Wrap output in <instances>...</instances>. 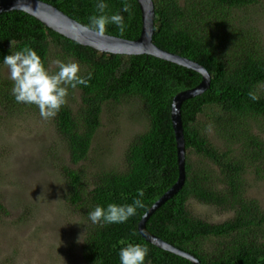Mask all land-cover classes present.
Here are the masks:
<instances>
[{
  "label": "trees",
  "instance_id": "16d2710c",
  "mask_svg": "<svg viewBox=\"0 0 264 264\" xmlns=\"http://www.w3.org/2000/svg\"><path fill=\"white\" fill-rule=\"evenodd\" d=\"M52 4L82 25L100 15L96 0H40ZM153 43L160 49L203 66L210 87L181 107L186 145L185 184L146 222L147 230L200 264H264V205L249 196V175L264 184V137L254 125L264 119V45L257 28L243 23L236 13L259 0H153ZM103 13L124 16L123 34L109 24L106 35L130 41L139 39L142 11L138 0H106ZM127 6V11L123 8ZM248 19H250V16ZM240 18V19H239ZM238 21V22H237ZM32 48L50 74L56 60L76 62L79 75L91 79L75 89L73 98L52 119L63 141L69 165L60 166L68 189L64 204L86 220V264H120L119 250L128 244L148 249L145 264H192L184 257L160 249L139 233L143 216L169 191L179 177L178 149L172 122L174 97L197 87L196 71L149 55L102 54L74 42L21 11L0 15V106L6 114L39 116L34 105L18 104L11 94L13 82L2 75L3 57ZM80 94L77 103L75 92ZM250 94L257 97L250 98ZM141 105L147 130L135 136L125 156L123 173L99 167L93 174L82 168L89 159L101 127L105 105ZM210 119L209 134L200 117ZM218 139L221 143L218 144ZM99 170V171H98ZM142 193V195H141ZM144 207L124 224H93L88 213L97 205L132 204ZM208 205L231 215L221 223L196 217L190 202ZM0 200V216L6 214Z\"/></svg>",
  "mask_w": 264,
  "mask_h": 264
},
{
  "label": "rangeland",
  "instance_id": "374dc122",
  "mask_svg": "<svg viewBox=\"0 0 264 264\" xmlns=\"http://www.w3.org/2000/svg\"><path fill=\"white\" fill-rule=\"evenodd\" d=\"M236 14L241 17V26L244 23L258 29L253 30L264 45V0ZM2 75L10 79L7 67ZM260 89L264 92V86ZM74 96L79 103V92ZM72 98L68 92L67 99ZM140 109L134 102L124 107L104 106L89 159L81 165L85 171L93 174L99 167L126 171V151L135 136L148 127ZM199 119L213 136L210 119ZM252 124L254 132L264 137V119ZM69 164L52 119L10 115L0 106V200L7 211L0 216V264H86L83 250L89 226L64 204L68 189L60 166ZM248 179L249 196L264 205V184L256 182L253 175ZM190 210L210 223L231 217L195 200H191Z\"/></svg>",
  "mask_w": 264,
  "mask_h": 264
},
{
  "label": "water",
  "instance_id": "95a60500",
  "mask_svg": "<svg viewBox=\"0 0 264 264\" xmlns=\"http://www.w3.org/2000/svg\"><path fill=\"white\" fill-rule=\"evenodd\" d=\"M142 11V31L138 40L130 41L110 35L98 36L95 31H85L82 24L72 19L52 4L40 0H0V15L13 11H21L40 21L46 28L83 46L90 47L102 54L114 55H149L179 66L196 71L202 76L201 83L190 90L177 94L173 99L172 122L178 149L179 177L175 185L157 201L143 216L138 225L141 236L154 246L184 257L192 264H200L189 253L175 248L147 230L146 222L161 205L176 195L184 186L186 172V145L182 121L181 107L184 101L203 94L211 83L208 71L198 63L164 51L153 43L155 27V5L153 0H138Z\"/></svg>",
  "mask_w": 264,
  "mask_h": 264
},
{
  "label": "clouds",
  "instance_id": "9594fccd",
  "mask_svg": "<svg viewBox=\"0 0 264 264\" xmlns=\"http://www.w3.org/2000/svg\"><path fill=\"white\" fill-rule=\"evenodd\" d=\"M96 9L100 15L91 16L87 25H82L85 31H95L103 37L109 24L115 25L121 34L126 25L121 14L104 15L108 5L106 0H96ZM127 6L123 11H127ZM58 66L55 74H50L35 50L25 47L20 51L3 57V65L7 66L10 79L13 82L11 94L16 103L34 105L39 109L41 118L53 119L67 103L68 86L75 89L78 85L88 84L87 79L80 76V66L76 62L65 63L54 61ZM252 100L257 97L250 94ZM142 195V193H141ZM144 207L140 199H135L132 204H108L106 207L97 205L88 213V219L93 224L112 225L124 224L136 214L138 208ZM120 264H145L148 249L140 244H128L119 250Z\"/></svg>",
  "mask_w": 264,
  "mask_h": 264
}]
</instances>
